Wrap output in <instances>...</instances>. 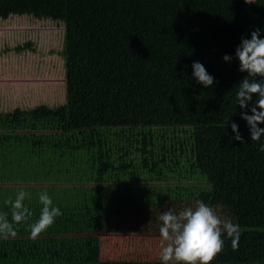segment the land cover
Returning a JSON list of instances; mask_svg holds the SVG:
<instances>
[{
  "label": "trees",
  "instance_id": "1",
  "mask_svg": "<svg viewBox=\"0 0 264 264\" xmlns=\"http://www.w3.org/2000/svg\"><path fill=\"white\" fill-rule=\"evenodd\" d=\"M16 17L63 26L66 104L0 109V212L10 219L5 201L24 190L34 222L47 191L63 215L39 257L18 239L23 223L18 238H0V264H102L87 234L104 218L196 200L231 211L242 240L259 236L250 262L264 264V137L251 142L235 102L247 75L235 51L253 30L264 39V0H0V22ZM28 35L1 54L36 52ZM194 62L212 87L197 83Z\"/></svg>",
  "mask_w": 264,
  "mask_h": 264
},
{
  "label": "clouds",
  "instance_id": "2",
  "mask_svg": "<svg viewBox=\"0 0 264 264\" xmlns=\"http://www.w3.org/2000/svg\"><path fill=\"white\" fill-rule=\"evenodd\" d=\"M239 61V71L247 73L235 87V102L240 109L241 118L249 126L251 142H259L264 137V39H261L259 29L251 32V39L242 38L241 44L235 51ZM233 57L225 55L223 60L231 63ZM194 78L205 88L214 85L211 76L200 62L192 65ZM254 96L256 97L254 101ZM251 105V107H249ZM249 112L251 114H249ZM230 120L227 121V124ZM235 136L232 139L242 144L247 142L239 131V126L231 122ZM258 149L264 153V144L258 143ZM30 194L24 190L16 193L15 198L8 197L5 204L10 207L8 212H0V238H16V226L27 223L33 212L25 205ZM42 205L39 217L28 224L30 239L36 240L51 227L56 218L63 213L54 206L47 191L38 194ZM159 233L162 239L160 260L162 264H212L225 245V237L231 240L233 250L239 246L241 229L239 224L230 218L222 217L217 210L202 200H196L194 205L180 210L168 209L158 216Z\"/></svg>",
  "mask_w": 264,
  "mask_h": 264
},
{
  "label": "rangeland",
  "instance_id": "3",
  "mask_svg": "<svg viewBox=\"0 0 264 264\" xmlns=\"http://www.w3.org/2000/svg\"><path fill=\"white\" fill-rule=\"evenodd\" d=\"M62 30L63 26L34 25L27 19L17 17L0 22V109L15 107L17 102L19 103L17 105L23 102L29 106L66 104L64 65L60 54L57 53L62 48ZM28 33H32V37L33 33L38 36V38L35 37L39 47L36 52L21 55L1 54L4 45L8 43L14 46L27 38ZM194 203H184L181 207L171 206L170 209L178 211ZM216 210L222 217L230 218L235 223L231 211L223 208H216ZM161 213L151 211L146 218L143 214L133 212L131 214L134 218L142 219L140 221L130 216V221L136 223L134 229L129 228L113 234L108 228L106 233L100 236L102 249L100 262L119 264L118 261L127 260V262L135 261L138 264H162L160 260L162 239L158 221ZM22 231L25 237L23 239H27V246H29L27 249L32 253L34 251L31 256L39 257L42 252L40 248L42 234L36 240L30 239V231L26 223L22 224ZM224 239V249L216 256L212 264H254L250 261L259 255L262 245L258 243L259 236L247 233L243 240L240 237L237 250H233L231 240L227 237ZM32 242L35 244L33 245Z\"/></svg>",
  "mask_w": 264,
  "mask_h": 264
},
{
  "label": "crops",
  "instance_id": "4",
  "mask_svg": "<svg viewBox=\"0 0 264 264\" xmlns=\"http://www.w3.org/2000/svg\"><path fill=\"white\" fill-rule=\"evenodd\" d=\"M29 101H31L30 98H28ZM19 104L18 102L16 103V106L15 107H20V108H23V107H30V106H33V105H27V104H24L23 102L20 104V105H17ZM14 106H11L10 108H15ZM168 210V209H166ZM135 211H130L129 215H127V217L125 216L124 218L121 219L120 222H117L116 221V218L115 220H112V221H109V220H106L105 218L100 222L99 224V228H98V231L97 232H92L90 234H87V236H93L98 242H99V249H98V254H99V258H100V255H102V249H101V238L100 236L104 235V232L109 228L111 233L113 234H118L120 233L121 230H126V229H134L135 226H136V223L133 222V221H130V216L132 215L131 213H133ZM158 212H164V211H157ZM135 213H139V212H135ZM140 214H143L145 215L144 213H140ZM72 215V214H70ZM136 215V214H135ZM146 218L149 217V213L145 215ZM68 219V217L66 216H63L62 217V221L63 223H65ZM132 219H138V218H134V216L132 215ZM140 221H142V219H138ZM82 221V220H80ZM79 221V222H80ZM109 221V222H108ZM33 222V221H32ZM32 222H29L32 223ZM26 226H28V223L26 224ZM125 228V229H124ZM106 233V232H105ZM18 238V237H16ZM25 237H19L18 239H23ZM42 239L45 238L44 237H41ZM97 251V249H95ZM119 264H138V262H135V261H129L127 262V260H121V261H118Z\"/></svg>",
  "mask_w": 264,
  "mask_h": 264
},
{
  "label": "bare ground",
  "instance_id": "5",
  "mask_svg": "<svg viewBox=\"0 0 264 264\" xmlns=\"http://www.w3.org/2000/svg\"><path fill=\"white\" fill-rule=\"evenodd\" d=\"M74 106V105H73ZM33 243V245L35 244L34 242H32Z\"/></svg>",
  "mask_w": 264,
  "mask_h": 264
}]
</instances>
